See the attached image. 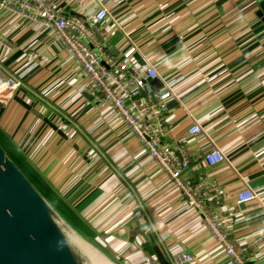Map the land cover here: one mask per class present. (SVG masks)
I'll return each mask as SVG.
<instances>
[{"label": "crops", "instance_id": "crops-1", "mask_svg": "<svg viewBox=\"0 0 264 264\" xmlns=\"http://www.w3.org/2000/svg\"><path fill=\"white\" fill-rule=\"evenodd\" d=\"M100 1L111 13L104 24L110 53L122 57L131 39L141 51L137 65L146 59L159 73L147 88L166 82L177 95L162 116L165 141H184L192 157L185 177L217 183L212 204L250 251L244 264H264V244L254 245L264 229L263 0ZM55 2L65 13L77 11L76 0ZM0 36L15 46L0 43V64L23 82L0 108V131L83 226L57 207L69 221L125 264H145L154 253L146 234L134 232L141 225L165 255L191 253L185 264H237L116 110L93 99L51 27L0 6ZM194 121L206 135L188 132ZM215 147L226 158L203 165ZM246 189L259 198L238 204Z\"/></svg>", "mask_w": 264, "mask_h": 264}, {"label": "built area", "instance_id": "built-area-1", "mask_svg": "<svg viewBox=\"0 0 264 264\" xmlns=\"http://www.w3.org/2000/svg\"><path fill=\"white\" fill-rule=\"evenodd\" d=\"M97 3L98 8L88 13ZM75 13H65L55 0H0V6L13 10L31 22L51 27L64 46L71 52L87 80L86 90L100 106H112L124 123L148 151L153 162L164 169L169 179L186 197L187 204L196 209L209 229L215 242L234 263L244 264L252 255L248 248L238 246L230 227L213 206L212 201L221 193L216 182L206 180L204 175L192 181L185 177L190 168L191 155L184 141L166 142L168 125L163 113L169 111L177 95L164 82L163 87L149 90L148 83L157 79L156 67L145 59L140 68L135 55L141 53L131 39L122 57L113 56L107 48L108 33L104 24L111 17L110 11L100 0H76ZM0 43L8 49L14 44L0 36ZM22 80L0 64V108L6 106L22 85ZM188 132L195 136L206 135L203 127L194 121ZM225 153L215 147L203 156V165L223 161ZM258 197L252 189L239 191L236 202L242 204ZM264 244V229L254 245ZM170 264H185L193 255L179 250L166 253ZM145 264H160L155 253L145 254Z\"/></svg>", "mask_w": 264, "mask_h": 264}, {"label": "water", "instance_id": "water-1", "mask_svg": "<svg viewBox=\"0 0 264 264\" xmlns=\"http://www.w3.org/2000/svg\"><path fill=\"white\" fill-rule=\"evenodd\" d=\"M258 14L264 18V0ZM134 232L146 234L160 264H170L148 226ZM84 243L110 264H125L69 221L0 142V264H105Z\"/></svg>", "mask_w": 264, "mask_h": 264}, {"label": "trees", "instance_id": "trees-1", "mask_svg": "<svg viewBox=\"0 0 264 264\" xmlns=\"http://www.w3.org/2000/svg\"><path fill=\"white\" fill-rule=\"evenodd\" d=\"M157 89V88H154ZM0 141L6 148L8 154L18 163L28 177L34 182V184L63 212L67 213L75 221H78L80 225L81 219L71 207L68 206L58 195H56L47 185L43 177L26 161L23 155L14 147L8 139L2 135L0 131ZM147 248L152 252L153 248L149 242H147Z\"/></svg>", "mask_w": 264, "mask_h": 264}, {"label": "bare ground", "instance_id": "bare-ground-1", "mask_svg": "<svg viewBox=\"0 0 264 264\" xmlns=\"http://www.w3.org/2000/svg\"><path fill=\"white\" fill-rule=\"evenodd\" d=\"M82 241V240H81ZM83 246L85 247V249L87 250L88 253H90L94 259H97L98 261L105 263V264H110L107 259L102 256L99 251H97L94 247L87 245L86 243L83 244Z\"/></svg>", "mask_w": 264, "mask_h": 264}]
</instances>
